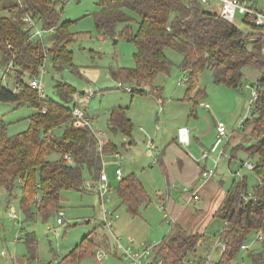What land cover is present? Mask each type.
<instances>
[{
	"label": "rangeland",
	"instance_id": "374dc122",
	"mask_svg": "<svg viewBox=\"0 0 264 264\" xmlns=\"http://www.w3.org/2000/svg\"><path fill=\"white\" fill-rule=\"evenodd\" d=\"M51 1L58 9L61 21L69 22V30L76 37L69 43V49L72 51L70 63L56 69L53 58L48 56L40 68L38 78L44 85V98L61 100L57 93L58 82L72 85L75 93L65 103L71 107L75 103H80L91 116V128L104 132L100 133L99 137L104 141L115 142L112 154L104 155L105 170L111 183V188L106 193V197L109 198L106 207L109 211H114L113 225L107 228L102 223L99 184H92L98 180L88 171L84 172V190L64 191L58 208L47 217H43L38 210L41 196L39 189L30 203L33 217L28 219L21 208L23 192L19 182L14 184L11 192L5 187H0V253L3 249L7 252L6 257L0 254V264H50L69 253L85 236L93 240L94 246L78 264H131L125 247L142 249L147 244H157L175 229L170 218L165 217V210L160 208V205L166 207L164 203L160 204L162 197L169 194L170 204L172 201L182 205L183 193L190 192L196 185L189 184L187 175L184 177L177 174L179 160L185 162L182 157L189 152L190 157L186 156L187 159L194 163H197L196 160H208L203 170L209 169L213 166L214 158L220 155L224 140L229 137L225 152L218 157L216 171L204 189L205 194L200 204L198 206L191 204L185 210L192 213L196 212L197 208L202 210L203 219L207 222V235L204 234L207 238L196 246L194 253L189 254L185 264H191V260L206 256L218 241L223 229L224 221L216 215V211L228 189L236 179L239 180L236 178V172L246 177V190L242 191L244 199H246L244 196L253 195L255 186L260 182L258 174L243 165L244 161L250 160L255 163L256 160L250 157L245 149L254 141L246 136L250 132L251 124L247 126L246 132L245 126L239 125V121L251 106L252 87L247 84H253L259 78L260 71L252 66H246L241 85L238 88H231L216 83L213 71L209 68L204 69L198 77L197 88L191 93V99L185 100L189 83L178 84V81L190 78V72L182 66L183 54L174 48H167L166 53L173 65L168 73L161 72L157 75L153 86L138 84L125 78L115 80L110 75L111 67L135 65L136 46L121 36L123 24L117 25L114 36L100 31L94 17L98 0ZM254 1L264 6V0ZM210 8L218 12L221 4L213 2ZM233 23L245 32H257L256 27L245 21L244 15L239 12ZM55 37L54 30L45 31L43 39L46 46L51 47ZM0 68H4L1 51ZM1 76L2 73L0 80ZM12 77L4 80V84L8 83L12 87L14 84ZM119 81L125 86H136L139 89L134 93L125 91L119 87ZM81 90H84V93H81ZM88 91L95 93L90 97ZM157 91L161 94V100L164 99L163 102L158 99ZM199 92L202 94H197ZM206 103L209 106H206ZM115 107L125 108L131 118L133 122L131 136L120 131L113 132L108 127L110 111ZM33 111L34 108L28 105L16 107L11 102H0V121L7 124L8 133L13 135L28 128L29 115ZM218 121H223L227 126L228 136L221 141H218L216 136ZM182 125L192 131V144H178L176 141V137L179 140V127ZM151 139L155 144L152 154L146 146V142ZM199 142L207 147L204 150L212 151L208 158H203L204 150L202 151ZM214 145H217L215 150ZM118 150L121 157L113 155ZM229 158L232 159L231 162ZM191 164L187 160L185 166ZM117 165L122 167L126 176L137 175L149 195V201L140 206L136 215L130 214L120 201L118 194L120 180L115 175ZM89 182L91 187L88 185ZM215 185L223 192H212L213 194L210 193L209 196L211 187L214 186L212 188L214 190ZM13 209L17 212V220H20V223H16L10 217L9 213ZM59 210L65 211L64 225L57 223ZM30 232L34 233L38 244L34 258L29 257L25 240L27 233ZM116 237L120 238V244L123 246H118ZM247 244L249 247L241 249L238 253L237 261L240 264H253L249 252L258 248L260 241L253 236ZM100 251L104 253L101 258L98 257ZM219 254L215 252L213 259H217ZM138 264H146V260Z\"/></svg>",
	"mask_w": 264,
	"mask_h": 264
},
{
	"label": "trees",
	"instance_id": "16d2710c",
	"mask_svg": "<svg viewBox=\"0 0 264 264\" xmlns=\"http://www.w3.org/2000/svg\"><path fill=\"white\" fill-rule=\"evenodd\" d=\"M97 5L94 14L97 28L114 36L117 25L123 24L121 36L136 46L133 67L110 68V75L115 80L125 78L153 86L157 75L168 73L173 65L167 48L183 54L182 66L190 72L185 100L191 99L204 69L213 71L216 83L238 88L246 66L259 71L264 66L261 53L264 36L258 32H245L223 18L220 11L212 10V4L200 0H98ZM26 15L42 28L56 32L51 47L46 46L44 39L30 37L25 28ZM75 37L69 30V22L61 21L51 0H0V51L4 67L12 61L15 71L11 76L14 79L12 87L0 80V102L34 108L29 115L28 128L16 134H9L7 124L0 121V187L11 192L14 184L19 182L23 192L21 208L28 219L33 217L30 203L36 190L41 191L38 210L47 217L58 208L64 191L84 190L85 171L99 177L102 170L98 139L89 126L77 125L72 115V109L80 103L72 107L65 103L75 93L74 87L58 82L57 93L61 100H54L41 98L28 82L30 77L39 74L48 56L53 58L56 69L69 64L72 55L69 43ZM261 76L259 96L243 121L245 132L251 124L246 136L254 141L245 149L256 159L253 170L260 182L247 202L242 197L247 184L244 175L236 177L239 180L236 179L228 189L216 211L224 221L219 238L226 247L223 251L220 247L216 249L220 254L213 264H240L237 256L242 245L259 233L264 236V78L261 80ZM18 84L19 88L15 89ZM156 93L161 97L158 91ZM108 127L113 132L131 136L133 122L125 108L115 107L110 111ZM114 148L115 143L107 140L103 153L112 154ZM119 180L120 201L130 214L136 215L140 206L149 201V195L137 175H125ZM173 227L174 231L156 246L155 255L163 259V264H185L189 254L205 240L204 233L189 232L179 223ZM25 240L29 257H36V236L27 233ZM92 241L85 236L69 253L50 264H78L93 249ZM249 256L253 264H264V240L249 252Z\"/></svg>",
	"mask_w": 264,
	"mask_h": 264
},
{
	"label": "built area",
	"instance_id": "2783aa9c",
	"mask_svg": "<svg viewBox=\"0 0 264 264\" xmlns=\"http://www.w3.org/2000/svg\"><path fill=\"white\" fill-rule=\"evenodd\" d=\"M200 1L205 3V4H209V5L215 1L219 2L221 4V8H220L221 16L230 22L234 21L237 12H239L240 14L244 15V20L252 22L254 24V26L256 27L257 32L264 36V6L258 5V3L256 1H254V0H200ZM24 21H25V28L30 32V37L43 39L45 31H47L46 29L42 28L39 24H37V22L29 15H26L24 17ZM261 53L264 57V44L261 46ZM46 56H48L47 49H46ZM43 64H44V62H43ZM43 64H42V66H43ZM0 73H2V76H1L2 82L4 80H6L8 77H11L15 73L14 63L11 61L4 68H0ZM261 75H264V66H263L262 70L260 71L259 76H261ZM28 82L32 86V88L37 91L38 95L41 98H44V85L39 80L38 75L30 77ZM184 82H188V77H186L185 80H179L178 84L184 83ZM118 85H119V87H121L122 89H124L125 91H128V92H133V91H136L137 89H139L136 86H132V87L125 86L122 81H119ZM247 86L252 87L251 106H249V108L246 110L245 116L241 118L239 125L243 124V121L249 115V113L251 111V108H252L254 101L259 96V92L261 89V84L259 82V78L257 80H255L253 82V84H251V85L247 84ZM14 88L18 89L19 84L17 86H14ZM94 93H95L94 91H88V96L92 97L94 95ZM206 106H209V104L206 103ZM72 115L74 118H76V124L77 125H88L91 128V116L86 111L85 108H83L82 106H75L72 109ZM92 131L95 134L96 138L98 139L99 148H100L102 159H103L102 160L103 161L102 170L100 172L99 177L96 178L99 182L96 181V182H93L92 184H96V183L99 184L98 192L100 194V204H101V211H102V218L101 219H102L103 225L106 226L107 228H110L113 225L112 219L114 216V211L113 210L109 211L106 207V203L109 200V198L106 197V193L109 192V190L111 188V183L109 182V176L105 170V164H104V155L105 154L103 153V146H104L105 141L103 139H101V137H99L100 133L104 134V132L100 131V130L96 131L94 129H92ZM227 136H228V133H227L226 124L223 121H218L217 122V140L221 141ZM179 139L184 144H187L189 142V130H188V128H186V127L179 128ZM146 146L148 148V151L151 152V154H152L153 148L155 146L154 140L151 139V140L147 141ZM215 148H216V145L213 146L214 150H215ZM211 152H212L211 150H204L203 158H208L210 156ZM223 153H224V151L221 150L220 155H222ZM113 155L116 157H121V153L119 150L115 151ZM220 155H218L217 158H214V166L213 167H211L209 169L206 168V169L201 171L200 179L198 180L197 184L192 188V190H190V192H189L190 195L188 197V202H190V201L194 202V203L199 202V200H200L199 189L201 188V186H203V184L206 182V180H209L214 175L216 168H217V164H218V157ZM65 157L69 159V156H65ZM243 165H246L249 169H252V170L255 167V163H253L250 160L244 161ZM115 175L118 179H121L125 176L123 169L120 165L116 166ZM236 176L241 177L242 175L237 171ZM88 185L91 187L92 186L91 182H89ZM244 197L246 198V199L243 198L245 202H247L250 198H252V196H249V197L244 196ZM160 208L165 210L164 215L167 216V208L166 207L164 208L163 206H161ZM9 215L12 219H14L16 221V223H20V220H17L18 215H17V212L15 211V209H13L9 213ZM64 215H65V211L59 210V216L57 217V223L58 224H63V225L65 224ZM256 238L259 241L264 240V236L262 233H259L256 236ZM18 239H19V237L17 238V240ZM116 241L118 243V246H123L120 244V238L116 237ZM157 245H158V243L157 244H147L142 249H134L132 246H127V247H125V252H126L127 256L131 259V264L144 263L145 260H146V264H163V259L158 258L155 255V250H156ZM218 247H220V249L222 251L226 247V244L224 242H222L220 238L218 239V241L216 243H214L211 250L209 251V253L204 258H202L199 261L191 260V264H213L214 263L213 254L216 252V249ZM248 247H249L248 244L242 245V248H248ZM0 254H2L5 257L7 256V252L5 251V249H3ZM103 254H104L103 251H100L98 253V257L101 258L103 256ZM105 254H107V253H105Z\"/></svg>",
	"mask_w": 264,
	"mask_h": 264
},
{
	"label": "crops",
	"instance_id": "0c3cea01",
	"mask_svg": "<svg viewBox=\"0 0 264 264\" xmlns=\"http://www.w3.org/2000/svg\"><path fill=\"white\" fill-rule=\"evenodd\" d=\"M158 99L161 100V97L158 96ZM163 101H164V99L161 100V102H163ZM181 127H186V126L185 125H182L179 128H181ZM188 130H189V142L187 144H192V141H193V139L191 138L192 137L191 136L192 131L190 129H188ZM216 136H217V134H216ZM193 138H194V136H193ZM176 141L178 142V144H180V143L181 144H184L180 139L177 140V137H176ZM197 141H199V140H197ZM224 141L225 142H224L221 150H223L225 152V146H226L227 142H229V137L227 139H225ZM199 144H201L202 151L205 148H207L204 145H202L201 142H199ZM216 148H217V145H216ZM186 153L187 152H185V154ZM189 155L190 154L188 152V155L186 154V156L187 157H190ZM186 156L185 157L184 156L182 157L185 162H182V160H179L180 166L178 165L179 168H176V172H177V169H178L179 172H177V174H179L181 176H184V177L187 175V179L190 182L189 184L190 185L191 184H194L195 185V184H197L198 180L200 179L201 171L203 170V168L206 167L207 162H209V161L202 159L200 161L196 160L197 163H194L192 160L187 159ZM230 159L231 158H229V161H230ZM187 160H188L189 163H192L191 166H185L186 163H187ZM231 161H232V159H231ZM212 163H213V166H214V162H212ZM115 168H116V166H115ZM167 177H168V173H167ZM210 180L211 179L206 180V182L203 184V186H201V188L199 189V191H200L199 192V194H200V200H199V202H196V203L191 202V201L188 202V197L190 195L189 192L183 193V195H182V200H183L182 203L183 204L181 203L182 205L176 204L175 202H172V201H171V204H170L169 194H168V196H163L162 197V200H161L160 204L164 203L166 205V208H167V216H165V217H169L170 220L173 222L171 224L172 227H173V224L179 223L184 228H186L187 230H189V232H190V230H193V231L203 232L204 234L207 233L206 232V228H207L206 227V223L207 222H206V220L203 219V217H204L203 211L202 210H198V208L196 209V212H193V213L192 212L185 211V210L191 204L193 206H198L200 204L201 199H202V196H204L203 194H205L204 189L209 185ZM213 187H211V190L209 192V196H210V193L213 194L216 191L223 192V191H221V188L218 187V185H215L214 190L212 189ZM207 193H206L205 196H207ZM160 194H161V192H160ZM225 195H224V197H225ZM224 197L222 198V200L224 199ZM99 200H100V198H99ZM222 200L220 202H222ZM99 204H100V202H99ZM100 207H101V204H100ZM160 207H161V205H160ZM203 207H205V206H203ZM204 237H205V239L207 238V236H204Z\"/></svg>",
	"mask_w": 264,
	"mask_h": 264
},
{
	"label": "water",
	"instance_id": "95a60500",
	"mask_svg": "<svg viewBox=\"0 0 264 264\" xmlns=\"http://www.w3.org/2000/svg\"><path fill=\"white\" fill-rule=\"evenodd\" d=\"M263 78L264 76L262 75L260 79L262 80ZM81 93H84V90H81Z\"/></svg>",
	"mask_w": 264,
	"mask_h": 264
}]
</instances>
